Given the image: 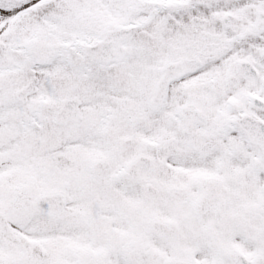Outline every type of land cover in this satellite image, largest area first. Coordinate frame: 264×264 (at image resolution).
Here are the masks:
<instances>
[{
    "label": "snow or ice",
    "instance_id": "1",
    "mask_svg": "<svg viewBox=\"0 0 264 264\" xmlns=\"http://www.w3.org/2000/svg\"><path fill=\"white\" fill-rule=\"evenodd\" d=\"M0 264H264V0H0Z\"/></svg>",
    "mask_w": 264,
    "mask_h": 264
}]
</instances>
